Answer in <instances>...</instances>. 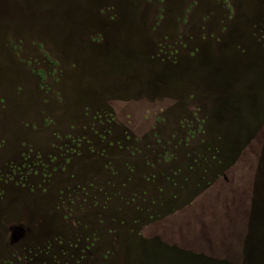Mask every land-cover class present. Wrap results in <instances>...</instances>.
Segmentation results:
<instances>
[{
	"label": "rangeland",
	"instance_id": "1",
	"mask_svg": "<svg viewBox=\"0 0 264 264\" xmlns=\"http://www.w3.org/2000/svg\"><path fill=\"white\" fill-rule=\"evenodd\" d=\"M0 264H264V0H0Z\"/></svg>",
	"mask_w": 264,
	"mask_h": 264
}]
</instances>
